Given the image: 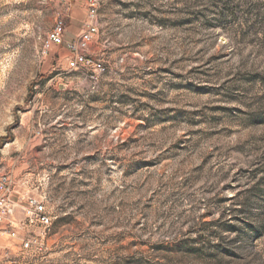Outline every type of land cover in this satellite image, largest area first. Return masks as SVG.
Segmentation results:
<instances>
[{"label": "rangeland", "instance_id": "374dc122", "mask_svg": "<svg viewBox=\"0 0 264 264\" xmlns=\"http://www.w3.org/2000/svg\"><path fill=\"white\" fill-rule=\"evenodd\" d=\"M0 0V177L53 216L14 264H264V0ZM61 86L64 88L61 89Z\"/></svg>", "mask_w": 264, "mask_h": 264}, {"label": "built area", "instance_id": "2783aa9c", "mask_svg": "<svg viewBox=\"0 0 264 264\" xmlns=\"http://www.w3.org/2000/svg\"><path fill=\"white\" fill-rule=\"evenodd\" d=\"M68 5L71 0H48ZM97 0H90L88 20L85 27L76 38L66 42V17L60 15L54 27L48 32L44 40L42 53L47 54L54 46L67 43L71 52L68 57V68L71 70H92V79L105 71L103 60L87 53L90 44L99 32L97 22ZM15 188L10 176L0 177V239L21 240L23 251H30L35 247H42L53 226V216L47 209L44 200L37 195L26 193L18 198L14 195ZM0 250V264H14Z\"/></svg>", "mask_w": 264, "mask_h": 264}, {"label": "water", "instance_id": "95a60500", "mask_svg": "<svg viewBox=\"0 0 264 264\" xmlns=\"http://www.w3.org/2000/svg\"><path fill=\"white\" fill-rule=\"evenodd\" d=\"M64 87L63 86H61V89H63Z\"/></svg>", "mask_w": 264, "mask_h": 264}]
</instances>
